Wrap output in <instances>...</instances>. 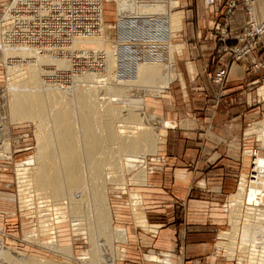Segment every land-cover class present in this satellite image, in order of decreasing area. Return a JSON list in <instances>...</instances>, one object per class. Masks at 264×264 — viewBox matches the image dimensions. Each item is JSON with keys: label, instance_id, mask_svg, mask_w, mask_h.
<instances>
[{"label": "bare ground", "instance_id": "obj_1", "mask_svg": "<svg viewBox=\"0 0 264 264\" xmlns=\"http://www.w3.org/2000/svg\"><path fill=\"white\" fill-rule=\"evenodd\" d=\"M33 1L20 0L18 4L15 0L12 4L10 3L8 11L2 13V15L5 13L7 18L10 16L11 19V29L5 31V35L7 32L6 38H8V35L10 39L19 40L21 38V31L19 30L23 29L16 26L17 23L20 25V21L12 12L13 9L19 6H22L28 19L40 21L42 24L46 23L47 16L51 15L49 4H40V7H35L33 6ZM107 1H112L114 4H112L113 8L120 19L117 24L121 27L129 20L131 22L129 25L131 26L135 27L134 24L141 25V34L145 35V37L142 36L143 39H147L149 35L153 38L148 39H160L157 36H153V34L147 33V30H145L147 25L152 27L150 29L151 32H154L158 25L163 24L164 20L168 21V25L171 23L173 28L177 27V24L175 25L174 23L175 20H171V12L178 10L177 0H168L167 2H164V0L152 1L142 4L133 3L132 6L126 7V10L122 7V9H119V0ZM104 3L105 0L101 4V9ZM32 7L35 8L33 12L26 11ZM107 7H110V5H107ZM137 20L142 22L139 23ZM153 22L154 24L151 25ZM177 22L179 24V21ZM132 28L129 27L130 33H132ZM98 31L101 37V25L98 26ZM164 31L161 38L166 37ZM90 35L95 36L92 33L85 36L78 35L74 39L88 40L87 37ZM96 37L92 41H98V44L96 42L83 44L81 40H78L77 42H72V47L77 48V46H80L83 49L90 47L92 50L100 51L94 55L103 54V65L101 66L105 69L103 71H105L106 76L104 74L101 75L103 77L99 76L101 73L93 75L91 73L92 69L78 73L81 75H77L76 72L72 74L68 82L71 86L72 84L76 85L70 88L69 86H67L68 88H62L63 85L61 87L60 83L59 87L56 81L54 82L57 84L51 81L49 83L46 79L48 70L43 69V67L42 69L40 68L41 64L46 66L54 65L55 67L59 65L62 68L66 64V68L68 63L72 62H68V59L65 61L67 57L61 56L65 57L64 59L60 58V55L57 57L58 54L56 55L53 51L50 52L49 50L35 47V43H33V46L23 41H20V43H14L13 41L6 43L9 41L7 40L6 42L3 41V43L0 39V59L6 58L3 59L5 69L8 72L6 76L11 73L9 79L7 78V92H4L5 89L3 91L0 89V118L2 119L1 124H3V130H0L2 131L1 133H4H0L1 136L3 135V138L0 136V139L5 141L3 142L4 145L2 144L4 147L0 145V158H9L10 156L8 152L10 148L8 149L9 146L7 147L8 143H6L9 136H7L8 132L6 130L8 128L4 125L6 124L5 117L7 116L5 114L9 113V119L13 123L14 121L22 122L27 120L32 123L35 122L40 132V134H37L36 153L34 157L27 158L23 165L17 166L16 174L19 186L27 190L33 188L38 195L51 199L56 205L68 208L69 216L71 217L70 221L75 222L72 225L75 228L73 230L81 231V233L77 234L83 235V239L89 244L86 250H82L79 256H75L71 248L63 244L66 241L59 239V237L54 238L52 236L42 242V245L48 250L64 257H62L65 259L64 261H59L52 257L39 259L17 254L15 251L4 247L0 241V264H70L68 260L71 257L78 264H113L114 255L117 251L114 252L111 242L110 208L106 203L105 183L108 181L110 183L107 182L106 184H113V182L115 185L124 184L120 183L121 180L115 181L113 179L115 176L111 175L114 171L108 172V168H106L110 165V160L117 161L118 159L116 152L118 150L113 148L116 140L118 142L113 129V120H117L119 124L125 123L124 126L119 127V144L127 169L133 168L136 163L143 162V152L150 151L152 153L155 150L158 139H156V129L169 124L164 122L158 114L144 113L141 110L140 103L136 102L137 99H135L134 103H130V107L126 108L125 114L122 115L121 112L126 106L123 102L127 103L124 98L129 93L127 88L131 89L132 86L128 87V84H143L144 86L140 85L142 88H146L145 84H147L148 89L149 84L152 86L156 84L159 89H157L158 93L160 89H168L169 84L174 80V76L171 72L168 73L172 67V64L168 63L169 61L165 63L159 62V59L162 58V50L160 48H158L160 57H156V53L151 49L147 52L145 51V48L148 49L147 45L137 44L134 48V51L137 50L134 56L135 63L131 68L135 75L128 80L127 78L122 80V82L116 81V74L121 63L119 64L120 59L117 58L115 51L119 48L118 46H121L122 48L118 49V53L122 54L123 47L130 49L131 45L129 44L131 42L129 44H117L115 42L116 45L114 42L103 41L98 36ZM0 38L2 37L0 36ZM6 38L4 37V40ZM33 38L30 35L26 36L28 40ZM119 39L121 40V37ZM139 39H141V36ZM124 41H130V39L128 38ZM177 48L179 49V47L175 49ZM171 51L173 50L171 49ZM177 53L181 55V50L180 53L178 51ZM13 56L19 57L20 60H13ZM7 57L8 59L11 58V60H7ZM23 57H27V60L24 61ZM70 66L72 67V64ZM163 67L165 73L160 71ZM53 71L56 72L55 68ZM53 71H50V73ZM42 72L45 73L44 76H42ZM13 73L15 74L13 75ZM99 77L105 79L96 81ZM113 80L116 82H112ZM106 82H110L109 85L114 84V86H108ZM93 84L99 85L94 86ZM119 84L121 85L119 86ZM122 84L124 85L122 86ZM149 90L151 93V88ZM146 92L149 91L146 90ZM256 93L260 98H263V86L259 87ZM105 95H108V97ZM104 96L106 99L111 96H118V98L116 97V102L125 106L112 107L111 105L110 107L107 104L108 100ZM128 124L129 126L137 127L136 135L124 130L130 128ZM247 126L244 135L256 141L258 143L256 147L258 148H250L244 152V155L248 157L249 172H245L242 175L238 189L229 196L226 208L222 209V211L227 212L229 229L219 234L216 247L224 256L228 258L236 257L237 264H264V113L260 120ZM49 166L52 170L47 177L46 171ZM143 167L133 175V180L136 178L135 182L136 180L137 182L144 181L146 175L142 169ZM108 175L110 177H107ZM133 197L136 198L134 204L139 205L141 203L140 199L135 195ZM26 201L28 203L29 200ZM82 205L86 206L83 207ZM62 213L64 214V212ZM60 217L64 219L63 215L54 217L55 221L53 222L52 220L50 225L61 222L58 220ZM112 227L114 228V226ZM60 228L54 226L52 234L62 236L64 232ZM120 229V227L116 226V235L122 238L123 235ZM163 256L166 258L165 262H169L167 255L164 254ZM147 257L154 260L156 258Z\"/></svg>", "mask_w": 264, "mask_h": 264}, {"label": "rangeland", "instance_id": "obj_2", "mask_svg": "<svg viewBox=\"0 0 264 264\" xmlns=\"http://www.w3.org/2000/svg\"><path fill=\"white\" fill-rule=\"evenodd\" d=\"M13 2H15V0L14 1L0 0V36L2 37L0 39L2 42L3 41L6 42L7 40H9L6 43L8 42L11 43L12 41L14 43H20V41L21 42L23 41V40H17V39H12V41H10L9 35H8L9 39L6 38L7 32L5 35V31H9L8 29H11V19H10V16H8L7 18L5 16V13L4 15H2V13L5 11H8L7 10L9 9L8 7H10V5ZM16 2L19 4L20 0H16ZM111 2L105 0L104 5H102V9H101L102 15H103V21L101 23V27H102L101 35L102 36L100 37L99 34L95 35L94 37L90 35L89 37H87L88 40L77 38V39H73V41L77 42L78 40H81L83 44H92L96 42L92 40H95V38H97L96 36H98L103 41L114 42V43L116 42L117 44L119 43L129 44V42H131L132 44L130 43L129 45H131L130 49L132 51H128L127 49L129 48L125 47L122 52L124 55L119 54L118 51L122 48L121 46H118L119 50L117 49L115 51V53L117 54L116 55L117 58L120 59L119 64L121 63L118 68L117 74H116V78H115L116 81L122 82V80H125L126 78L128 80L130 78H133V76L135 75V73L132 72L131 68L133 64L135 63V58L133 56L135 53L134 48H135V45L137 44L147 45L146 47L148 49L145 48V51L147 52L148 50L151 49L152 51L156 53L155 54L156 57L157 56L160 57V55L158 54L159 53L158 48H160V50H162V53H161L162 58L159 59V62L165 63L169 61L168 63L170 65L172 64V67L170 70L168 69L169 70L168 73L171 72L172 75L174 76V80L171 82V84H169L170 86H168V89L167 90L160 89L158 93H157L158 88L156 87V84L155 86L154 84L153 86L149 84L151 86V87L149 86V89L151 88L153 93L152 92L150 93V90L147 88L148 86L147 84H145V87L147 89L144 87L143 88L140 87V85L144 86L143 84H139V85L136 84L137 87L134 84H128L129 85V86L127 85L128 87H130L131 85L132 86H131V89L127 88L129 93L126 95L127 97L124 98L127 103L123 102V104H126V106L123 105L122 103L119 104V102L118 103L116 102L118 96H115V97L111 96L110 97L111 99L110 98L106 99L108 95L107 96L105 95L106 97L104 96V98L108 100L107 104L108 106L110 105V107L111 105L112 107L113 106L122 107V105L123 107L125 106L124 107L125 109L123 110V112H121L122 115L125 114L126 108L130 107V103L132 102L134 103L135 99H137L136 102H138V104L140 103L139 105L142 107L141 110L144 113L153 114V115L158 114L164 122L169 124L168 126H164L165 128L159 127L156 129L157 130L156 139L157 138L158 139H157V145H156L155 150L152 153L150 151L143 152V159H142L143 162H140L138 164L136 163L135 164L136 166L133 168H129L130 169L129 170L126 167L125 159L122 156V153H121L122 151L120 149L119 137H118L119 130H120L119 127L124 126L125 123H120L121 124L120 125L117 120L115 119L113 120L114 133L118 139V142L116 140V143L115 145H113V148L118 150L116 151L118 159L117 161L110 160L109 161L110 165L107 166L106 168H108L107 169L108 172L111 170L114 171L113 174L111 175L115 176L113 178L115 181L118 182L121 180L120 183H124L122 185H117V184L115 185L114 182L113 184L112 183L106 184L108 181L105 183L106 203L109 205V208H110L111 235H112L111 242H112L114 252L117 251V253L114 255L113 264H168L169 262H172L171 259L168 257L169 262H165L166 258L163 256L164 254L163 255L160 254L158 252V249L155 248L153 246V243L151 242L153 239H155L156 236H158L157 245L168 246L169 244H167L168 240L166 238V235L164 232L160 231V229L165 228L171 225L172 223L179 224L182 221V215L176 214L174 218H171L169 214L165 213L162 210H159V211L155 210L153 212L152 211L148 212L146 210V200L142 192L144 188L151 186L152 181L155 182V180L161 179L162 188L164 190L167 189V192L169 193V187L166 186L165 184L167 183L166 179L170 177L171 170L169 169V167H167L168 163L166 162H168L167 156L171 155L172 153L167 148L166 154H164V143L166 141L165 139L167 138V132L169 131V128L174 127L173 125L174 123L168 119L169 118L168 113L170 115L173 113H177V112L184 113V112L192 111V109L198 112L201 111L199 108L201 107L200 104L196 103L193 105H189V102L191 101V99L192 98L194 99L196 96H198L197 89H194V88L190 89V84H195V83L212 85V88L211 89L207 88V90L210 91L212 94L213 92L215 93L214 94L216 98L214 99L215 101L218 102L222 100L220 105L218 104L215 105V102H213L212 108L214 109V112L217 111L218 113H222V115L224 116L227 114L228 119L235 117V114L232 113L231 115L230 110H229L230 107L231 108L234 107L233 104H235V107L239 108L238 111H240L241 113H244L243 110L241 111L240 109L241 104H242L240 102H242V100H247L250 103L252 102L251 107H250V112L253 113L254 117L246 123L242 121L239 126V141H238V151H237L236 158H233V157L229 158V152L222 153V158H224L225 160L233 161L236 167V168L234 167L235 174L232 176V181H230L231 185L229 186V188H225V191L221 192L222 197H221L220 203L222 204L220 208L225 209L229 196L235 193L236 190L238 189V185L240 183V179L242 175H244L245 172L247 173L249 172V161H248V157L244 155V152L250 148L254 149L258 145V143L254 141L253 139L245 137L244 132L246 128L248 127L247 125L257 120H260L264 113V97L260 98L256 94V91L259 87L261 86L264 87V85L260 83L261 78L264 76V73L261 72L264 70V67H259L257 65L259 61L264 58V48L262 50V47L264 45V37L253 48V51L251 54H254V56H251L249 58L247 56L246 58H244V60H236L232 57L230 53L223 51V47L226 46L228 48H233L235 45H237L238 37L240 36L241 32L246 26L245 25L246 23L243 25L241 31L237 33L236 36H233V34L231 33L232 31L228 28V25L226 24L228 39L225 41L221 40L219 32L217 33L214 27H212L211 31L213 32V35L211 36L212 37L211 40L218 47L220 51L219 53L224 54V56L222 55L216 56V54H212L211 58H208L210 59V62L208 63V66L206 67V71L201 75V77L198 78L200 76L198 75L197 77H194L193 79L189 80L188 77L191 75L193 76L195 74V71H196L195 64L197 63L196 60L198 61L200 59H204V58H199L195 54L191 56L190 51H195L196 48H199L200 45H202V42L197 43L196 38L192 39L191 37L190 40H187L185 37H182L181 29L184 26L180 25L181 23L180 20L182 18V14H181L182 9H180L179 3H178V10L171 12V20H175L174 23L175 25L177 24L176 25L177 27L173 28V26H171V23L168 25L167 23L168 21L164 20L163 21L164 23L158 25L154 32L159 31V28L162 25L163 31L165 30L164 32L166 34V37L152 40V39H148V38H153L151 35H149L147 39H143L142 37L141 39H139L136 37L133 38L131 33L123 34L125 30L127 31L129 27H132L133 25L131 26L129 24H124L123 26H121L122 31L120 30V26L117 24L120 19L116 15V12L113 8V5H114L113 2L112 3ZM107 5H110V7H107ZM33 6L40 7L41 5H33ZM12 12L14 16L20 21V27L23 30L31 28V25L26 23L28 21H33L34 23L40 22L37 20H33L31 18L28 19L26 17V13L24 9L22 8V6H19L13 9ZM232 12L230 14H226L225 12L226 14L225 20H224L225 22L229 20V17L232 14ZM245 12H246V9H245ZM125 20H127V18H125ZM177 21H179V24ZM246 21H247V13H246ZM137 22L141 23L142 21L137 20ZM152 24H154V22L151 23V25ZM171 27L173 28V30H171L172 29ZM39 30H42V28H40ZM51 31L52 29L50 27L48 33ZM120 31L122 32V34H120L122 40L125 39L124 37L132 38V39H130V41H121L118 37V34L120 33ZM134 32H136L135 27L132 28V33ZM4 37L6 38L5 40H4ZM35 38L39 39L40 37H34L33 39H29V40L26 39L27 41H23V42H26L29 45L33 46V43L35 44L37 43V41L34 40ZM30 40L32 41L34 40V42L31 43ZM44 44L47 45V43H44ZM175 45L176 47H179V49L178 48L175 49L176 48ZM72 48H76V47H72ZM77 48H82V47L77 46ZM171 49L173 51H171ZM80 50H83V49H80ZM180 50H181V53H180ZM68 51H70V49ZM177 51L181 55H179ZM256 51H259L260 53L255 54ZM56 55L57 57L60 55L59 57L63 59L67 57L65 58V61H67L66 59H68V62L72 61L70 59L71 57L68 54L56 53ZM61 56H65V57H61ZM3 59H6V58H3ZM3 59L0 61V89L2 91L5 89L4 92H7V86H6L8 85L7 80L11 76V73H9L10 75L6 76L8 72L5 69V64H4ZM12 59L16 61L19 59V57L13 56ZM7 60H11V58L8 59L7 57ZM23 60L24 61L27 60V57L26 58L23 57ZM122 60L124 61L122 62ZM217 62H219V64L216 67ZM234 62L238 64L242 63V65L244 66V71L250 74V76L252 75L254 76L249 81V84H251V86L246 87L245 85H243L241 88L238 89V88H234L228 83L227 76L229 72V67ZM69 64L71 65L72 62H69L68 67L66 68H65L66 64L64 66L62 65L64 69L61 66L59 65L58 66L59 68L61 67V69L68 71L71 68L73 69V64H72V67ZM44 65L41 64L40 68L42 69L43 67V69L45 68L49 71V72L47 71V73L50 76L47 75V78H46L49 81V83L50 81L54 84L58 83V85L60 83L61 87L63 85L62 88H65L67 86H69L70 88L76 85V84L75 85L72 84L71 86V84L68 83L72 76L71 77L68 76L67 79L65 80L63 79V77H61V75H59L60 72H62L63 70L61 69H60L61 71L58 70L59 69L57 68L58 66L55 67L54 65H49V66L48 65L44 66ZM91 67L89 68L90 70L92 69L91 73H93V75H96V74L99 75L101 73L99 76L103 74L104 76H106L105 71H103L104 69L103 66H100V67L93 66V68ZM123 67H125L126 70H124ZM52 68L53 69L55 68V71L58 70L59 72L58 71H56L57 73L54 72ZM220 68H225V70H227L226 77L224 78L223 84H217L213 81L215 73ZM86 70L88 69L82 68L78 70L79 72L74 70L72 74H75L77 72L76 73L77 75H81L78 73H83ZM182 70L186 71V73H183ZM50 71H53V72L50 73ZM160 71L161 73H165L164 67L161 68ZM14 74L15 73H13V75ZM44 74L45 73L42 72V76H44ZM101 77L97 78L96 81L98 79H101V80L105 79V78L102 79ZM182 77H183V80L185 79L183 88L180 85V84H183ZM115 80H113L112 82H116ZM54 81H56L57 83H55ZM64 81L66 82V84L63 83ZM109 83H108V86H114V84L109 85ZM95 85H99V84H95ZM120 85L121 84H119V86ZM123 85L124 84H122V86ZM108 86H105V87H108ZM172 86L174 87H173V91L171 92ZM155 87L156 89L153 90V88ZM192 87H195V86L193 85ZM138 88H141V89H138ZM146 90H148L149 92H146ZM204 92L205 91H203V93ZM248 93L250 94L248 95ZM109 100H110V103H109ZM172 100L175 101V104L169 105V103ZM256 100H258L259 103H257ZM193 102H199V101L197 100ZM5 116L7 118L5 117L6 124L4 125H6V128H8L6 130L8 132L7 136H9L8 142L6 143H8L7 144V147L9 146L8 149L10 148V150L8 151L10 156L9 158L8 157L0 158V241H1V244L6 248H9L15 251V253L17 254L28 255L30 257L39 258V259H45L47 257H52L53 259L64 261L65 259H63L64 257L62 255L59 256L57 254H54L53 252L48 250L44 245H42V242L54 236V238L59 237V239L65 240L66 242H64L63 244L67 245V247H70L72 250V253L75 254V256H79L82 250H86L89 247V244L86 242L85 239H83L84 237L83 235L81 236L77 234V233H81V231L73 230L75 228L72 225L75 222L70 221L71 217L69 216L68 208L62 207V205H56L51 199L44 198L41 195H38L37 192H35L33 188H29L27 190L26 188L20 187L18 183V179H17L18 177L16 174L17 166L23 165L27 161V158L29 159V157L30 158L34 157L36 153L37 134H40V132L37 129L36 123L35 122L32 123L31 121H28V120L22 121V122L14 121L13 123L9 119L8 112L5 114ZM1 121L2 119L0 118V129L3 128V124H1ZM223 122H222V125L224 127ZM218 125H219L218 122L215 121L214 119L208 123L199 122V121L192 122V128L199 130V132H197L196 135L200 133V128L202 132L204 133L205 129L212 130L218 127ZM128 127L130 128L124 129V130L130 131L134 135L137 134L136 126L133 127V126H129L128 124ZM1 132L2 131L0 130V133ZM1 134H4V133H1ZM201 139L202 138H200L199 140L197 139V140L203 145V139L202 140ZM1 141H0V145L3 146L4 145L3 142L5 141H2V142ZM195 156L196 157L193 160L194 162L191 164V166H189V169L190 171L193 172L194 176L197 175L198 171H201L203 173H206L209 170L213 171V169L211 170L210 168H208L209 170L203 169V168L199 169L197 167V160L199 159V157L201 158V156H199L198 154H195ZM209 163H211L210 167L211 165L213 166L214 164L211 161V159L210 161H208L207 164L209 165ZM227 164L229 163L227 162ZM49 165L52 167L51 164ZM50 166L47 168V171H46L47 177L49 176L52 170ZM141 167H143L142 169L145 172L146 181L144 179L143 182L141 181L142 183L139 181L137 182V180L135 182L136 178L133 180L134 178L133 175H135V173H137L136 171L141 169ZM222 168H225V166H222ZM224 171L225 170H223V173ZM178 175L179 177L183 178L184 172L179 171ZM107 177H110V175H108ZM204 187L205 185L203 183V180H201L200 182L199 180L195 181L192 185V188L188 192V197L195 196L196 193L201 192ZM222 189L224 190L223 187ZM133 195L137 196L140 199L141 203L139 205L134 204L135 202L134 200H136V198L133 197ZM26 200H29L28 201L29 204L27 203ZM83 202H84V199H83ZM82 206L85 207L86 205H82ZM62 212H64V214ZM222 212H223L222 213L223 222L213 232L214 239L212 242L213 243L212 255L215 259V262H218V264H237L235 260L236 257L228 258L224 256L223 253L216 247L219 234L229 229L227 212H224V211ZM59 215H63L64 219L60 217L58 218V220L61 222L57 224L55 223L54 225H50V223H52V220L53 222L55 221L54 217H57ZM141 224H143L144 226L143 225L141 226ZM54 226L61 227L60 229L64 232L62 236H57V234H52L54 232V229H53ZM112 226H114V228ZM116 226L121 228L120 230L123 235L122 238H119V236L116 235V231H117ZM171 251L173 254L177 253L178 246L175 248L172 247ZM147 256H152L156 258L154 260ZM68 262L70 264H78V262H76V260L73 257H71L70 260H68Z\"/></svg>", "mask_w": 264, "mask_h": 264}, {"label": "crops", "instance_id": "obj_3", "mask_svg": "<svg viewBox=\"0 0 264 264\" xmlns=\"http://www.w3.org/2000/svg\"><path fill=\"white\" fill-rule=\"evenodd\" d=\"M177 1L180 9H182L180 23V25L184 26L181 29L182 37H185L187 40H190L192 37V39L196 38L197 43L202 42L199 48H196L195 51H190L191 56L195 54L199 58L204 59L196 60L195 74L189 76L188 79L191 80L198 75H200L198 77L200 78L206 71V67L210 62L208 58H211L212 54L224 56V54L219 53L218 47L211 40V36L213 35L211 29L215 25L225 22V10L229 6L231 0H214L213 3L208 5L204 0ZM234 1L235 6L229 20H227V25L232 31L231 33L233 36H236L246 23V12L243 0ZM250 5L255 19L257 21L262 20L264 18V0H250ZM263 48L264 45L262 50ZM257 53L260 52L256 51L255 54ZM251 56H254V54H249L248 58ZM218 64L219 62H217L216 67ZM182 71L186 73V71ZM261 72L264 73V70ZM227 77L228 83L234 88L239 89L243 85L246 87L251 86L249 81L254 76H250V74L244 71L242 63L238 64L234 62L229 67ZM184 81L185 79L183 80V84L179 83L182 88L184 87ZM193 85L195 87H192ZM173 87L174 86L171 88V92L173 91ZM193 88L198 90V96L194 99L192 98L189 105L196 103L200 104L201 107L199 108L201 111L198 112L192 109V111L184 113L177 112L171 115L168 113V119L174 123V127L169 128L164 143V154H166L167 148L172 153L167 156L168 162H166L168 163L167 167L171 170L170 177L166 179L167 183L165 184L169 187V193L167 189L164 190L162 188L161 179H157L155 182L152 181L151 186L144 188L142 191L146 200V210L148 212L162 210L169 214L171 218H174L176 214L182 215V221L179 224L172 223L160 229V231L164 232L166 235L168 246L157 245L158 236L151 242L153 246L158 249L160 254H166L167 257L171 259L172 262L168 264H218V262H215L212 255L213 232L223 222V212L222 208H220L222 204L220 203L222 197L221 192L225 191V188H229L232 176L235 174V164L233 161L222 158V153L229 152V158H236L239 141V126L242 121L246 123L254 117L253 113L250 112L252 102L250 103L247 100H242V102H240L242 103L240 109L241 111L243 110L244 113L238 111L239 108L235 107V104H233L234 107H230L229 110L231 115L232 113L235 114V117L228 119L227 114L224 116L222 113H218L217 111L214 112L212 108L213 102H215V105H220L222 100L218 102L215 101V93L213 92L212 94L207 90V88H212L211 84H190V89ZM203 91L205 92L203 93ZM249 94L250 93H248V95ZM197 100L199 102H193ZM256 102L259 103L258 100H256ZM174 104V100L169 103V105ZM213 119L218 122V127L212 130L205 129L204 133L200 128V133H198L199 136L198 134L196 135L199 130L192 128V122L199 121L208 123ZM198 137L203 139V145L198 141L200 139ZM195 154L201 156V158L199 157L197 160V167L199 169L210 168L211 170L213 169V171L209 169L206 173L198 171L197 175L194 176L189 166L194 162L193 160L196 157ZM210 159L214 163L211 167V163H209V165L207 164ZM227 162L229 164H227ZM222 166H225V168H222ZM223 170H225L224 173ZM179 171L184 172L183 178L179 177ZM197 180H199V182L203 180L205 189L203 188L201 192H197L195 196L188 197L189 190ZM177 246L178 252H174L175 254H173L171 248Z\"/></svg>", "mask_w": 264, "mask_h": 264}, {"label": "built area", "instance_id": "obj_4", "mask_svg": "<svg viewBox=\"0 0 264 264\" xmlns=\"http://www.w3.org/2000/svg\"><path fill=\"white\" fill-rule=\"evenodd\" d=\"M119 1V9L123 8L124 10H126V7L132 6L133 3L142 4L161 0ZM167 1L168 0H164V2ZM213 1L214 0H204L206 4H211L213 3ZM243 2L247 13V21L245 24L246 26L238 37L237 45H235L233 48H228L226 46L223 47V51L230 53L236 60H244V58L252 53L255 45L264 37V18L260 21H257L253 16L250 0H243ZM102 3L103 0H34V5L49 4L51 15L49 14L47 16L45 24H42L40 22L34 23L33 21L26 22L27 24L31 25V28L25 30L18 29L19 31H21V38L19 40L27 41L25 38L27 35L40 37L39 39H34L35 41H37L35 47L42 50L53 51L55 52V54H68L72 60L73 70L78 71L82 68L90 69V66H92V68L93 66L100 67L101 65H103V54L98 53L97 55H94L95 52L100 51H95L90 48H72V42L73 39L78 35L85 36L92 33H94L95 35L99 34L98 26L101 25L103 21V15L101 11ZM234 6L235 1L231 0L229 6L225 10L226 14H230L233 11ZM34 9L35 8L32 7L26 11L33 12ZM129 23H131L129 20L125 22V24ZM226 24L227 22H223L222 24L214 26V29L219 32L222 41L228 39ZM134 25L137 32L131 33L132 37H145V35L141 34V25ZM16 26L20 28V25L18 23L16 24ZM50 27L52 29V32L48 33ZM132 27L134 28V26ZM40 28H42V30H39ZM150 29H152L150 25H147L145 27V30H147L148 34H153V36L161 38L163 34L162 26H160L159 31L156 32H151ZM120 30L122 31L121 27ZM127 31H129V29ZM125 32L126 30L123 34H130V31L127 33ZM120 34H122V32L118 34V37H121ZM124 38L125 39H121V41L128 39L127 37ZM10 41H12V39H10ZM30 42L33 43L32 40H30ZM44 43H47V45ZM69 49L70 51H68ZM127 50L132 51L129 49ZM136 52L137 51H135L134 56L136 55ZM122 55L124 54L122 53ZM123 61L124 60H122V62ZM257 65L259 67H264V58L260 60ZM123 69L126 70L125 67H123ZM73 70L71 68L68 71H62L60 72V75L61 77H63V79L66 80L68 76H72ZM226 72L227 70H225V68L218 69L214 75L213 81L217 84H223L224 78L226 77ZM63 83L66 84L65 81ZM260 83L264 85V76L261 78Z\"/></svg>", "mask_w": 264, "mask_h": 264}]
</instances>
